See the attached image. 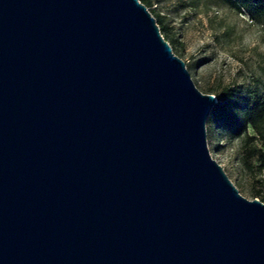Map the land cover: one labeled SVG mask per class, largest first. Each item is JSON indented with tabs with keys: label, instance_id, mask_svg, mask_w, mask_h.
Returning a JSON list of instances; mask_svg holds the SVG:
<instances>
[{
	"label": "water",
	"instance_id": "1",
	"mask_svg": "<svg viewBox=\"0 0 264 264\" xmlns=\"http://www.w3.org/2000/svg\"><path fill=\"white\" fill-rule=\"evenodd\" d=\"M217 101L141 0H0V264H264Z\"/></svg>",
	"mask_w": 264,
	"mask_h": 264
},
{
	"label": "rangeland",
	"instance_id": "2",
	"mask_svg": "<svg viewBox=\"0 0 264 264\" xmlns=\"http://www.w3.org/2000/svg\"><path fill=\"white\" fill-rule=\"evenodd\" d=\"M152 1L168 37L175 41L174 53L185 61L203 93L217 94L226 87L245 93L259 88L264 93V22L255 20L248 10L239 11L216 0ZM206 127L212 157L242 195L261 199L264 171L247 154L243 138L230 137L208 121Z\"/></svg>",
	"mask_w": 264,
	"mask_h": 264
},
{
	"label": "trees",
	"instance_id": "3",
	"mask_svg": "<svg viewBox=\"0 0 264 264\" xmlns=\"http://www.w3.org/2000/svg\"><path fill=\"white\" fill-rule=\"evenodd\" d=\"M141 1L156 17L162 34L167 35L165 39L172 46L175 41L168 37L167 27L162 26L163 17L154 12L153 1ZM216 2L239 11L248 10L255 20L264 22V0H216ZM209 93H214L218 101L210 112L208 123L230 137L243 138L247 154L255 157L260 170L264 171V93L259 88L245 93L229 87L217 94L213 91ZM257 142H261V145L256 144ZM260 200L264 202V195Z\"/></svg>",
	"mask_w": 264,
	"mask_h": 264
}]
</instances>
